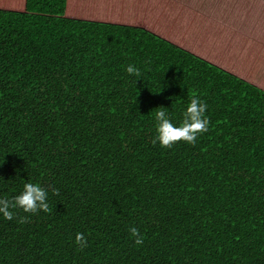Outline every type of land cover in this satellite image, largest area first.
<instances>
[{
  "label": "trees",
  "instance_id": "obj_1",
  "mask_svg": "<svg viewBox=\"0 0 264 264\" xmlns=\"http://www.w3.org/2000/svg\"><path fill=\"white\" fill-rule=\"evenodd\" d=\"M219 3L0 0V199L50 208L0 215V264H264V0ZM194 95L209 130L153 144Z\"/></svg>",
  "mask_w": 264,
  "mask_h": 264
},
{
  "label": "clouds",
  "instance_id": "obj_2",
  "mask_svg": "<svg viewBox=\"0 0 264 264\" xmlns=\"http://www.w3.org/2000/svg\"><path fill=\"white\" fill-rule=\"evenodd\" d=\"M126 72L140 79L141 72L135 65H128ZM135 81V83H136ZM207 104L203 102L199 96H193L188 103L186 110L182 114V121L179 125H175L164 107H160L155 112L154 119L156 123V136L153 144L159 143L160 147L170 149L178 142H185L194 145L198 136L209 130L210 121L206 116ZM52 193L58 195V190L52 188ZM48 191L39 184L25 183L20 194L12 199H0V215L6 220L16 218V210H22L24 213L36 214L38 211L45 213L50 211L48 204ZM27 217H21V223L25 222ZM129 232L134 238V244L139 246L144 242V237L135 227H130ZM75 244L79 250L87 247V240L83 233H77L75 236Z\"/></svg>",
  "mask_w": 264,
  "mask_h": 264
},
{
  "label": "rangeland",
  "instance_id": "obj_3",
  "mask_svg": "<svg viewBox=\"0 0 264 264\" xmlns=\"http://www.w3.org/2000/svg\"><path fill=\"white\" fill-rule=\"evenodd\" d=\"M211 2H212V0H205V4H206V6H208V5H210L211 4ZM223 2H224V0H220V5H223ZM228 2H233V3H237L238 2V0H228ZM257 8H258V3L256 2V5H255ZM255 13H257V12H255Z\"/></svg>",
  "mask_w": 264,
  "mask_h": 264
}]
</instances>
